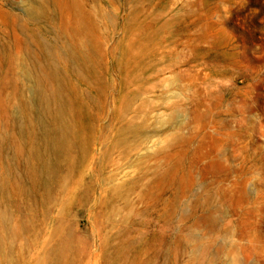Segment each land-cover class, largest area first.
<instances>
[{
  "label": "rangeland",
  "instance_id": "374dc122",
  "mask_svg": "<svg viewBox=\"0 0 264 264\" xmlns=\"http://www.w3.org/2000/svg\"><path fill=\"white\" fill-rule=\"evenodd\" d=\"M0 183V264H264V0H0Z\"/></svg>",
  "mask_w": 264,
  "mask_h": 264
},
{
  "label": "bare ground",
  "instance_id": "6f19581e",
  "mask_svg": "<svg viewBox=\"0 0 264 264\" xmlns=\"http://www.w3.org/2000/svg\"><path fill=\"white\" fill-rule=\"evenodd\" d=\"M32 9V8H31ZM53 125L50 128L44 130V135L49 137V135L54 136V142L50 144V149L56 151L65 146L64 143V133H65V115L63 109L59 106L53 112H51ZM49 120V119H48ZM29 160L33 163L31 167L32 172H41V185L43 186L44 191L49 190V185L45 179L46 173L43 171L45 166L43 164V158L41 159L40 155L36 151H32L29 155ZM32 177L35 175L31 173ZM31 177V178H32ZM7 186V183H0V206H8L11 203V200L7 197H4V188ZM4 223V224H3ZM23 229L21 228V221L19 218L15 217L13 214L8 215L0 212V255L5 251L8 255L11 254L13 242L20 238L23 234ZM21 241V240H20ZM59 255H56V258L52 261H48L49 264H57ZM43 263H46L43 259ZM6 264H11V259L6 261Z\"/></svg>",
  "mask_w": 264,
  "mask_h": 264
}]
</instances>
